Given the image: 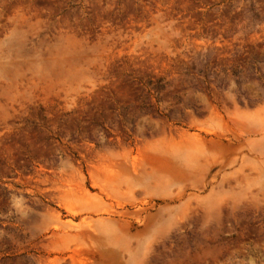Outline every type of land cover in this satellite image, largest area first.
<instances>
[{
  "label": "rangeland",
  "instance_id": "1",
  "mask_svg": "<svg viewBox=\"0 0 264 264\" xmlns=\"http://www.w3.org/2000/svg\"><path fill=\"white\" fill-rule=\"evenodd\" d=\"M0 264H264V0H0Z\"/></svg>",
  "mask_w": 264,
  "mask_h": 264
}]
</instances>
